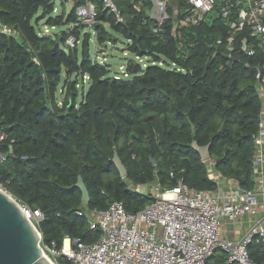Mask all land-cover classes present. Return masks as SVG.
Returning <instances> with one entry per match:
<instances>
[{"label": "trees", "instance_id": "obj_1", "mask_svg": "<svg viewBox=\"0 0 264 264\" xmlns=\"http://www.w3.org/2000/svg\"><path fill=\"white\" fill-rule=\"evenodd\" d=\"M68 1L73 4L68 14L63 9L52 15L55 3ZM86 1L0 0V22L20 38L0 32V187L31 214L40 211L34 224L42 243L55 241L59 248L65 236L96 240L98 231L77 211L104 209L114 201L130 213L142 209L150 198L130 184L170 185L183 178L193 189L215 190L211 165L222 178L253 189L255 137L264 114L254 66L262 52L239 54L233 62L220 19L174 34L167 22L159 35L147 19V0H116L124 22L116 23L98 4L97 43L115 41L113 31L148 63L128 60V76L115 78L108 65L90 59L85 39L79 50L62 46L68 37L79 39L83 27L75 10ZM39 10L48 25L73 27L53 37L38 35ZM78 73L89 78L79 100L71 79ZM193 141L211 143L207 160L193 150ZM114 151L126 168L124 177L112 162ZM79 175L88 203L74 187ZM248 252L264 264V243L251 242ZM206 264L237 263L227 262L217 248Z\"/></svg>", "mask_w": 264, "mask_h": 264}, {"label": "built area", "instance_id": "obj_2", "mask_svg": "<svg viewBox=\"0 0 264 264\" xmlns=\"http://www.w3.org/2000/svg\"><path fill=\"white\" fill-rule=\"evenodd\" d=\"M147 1L146 16L156 34L165 33L167 22L174 34L181 28L220 19L227 29L226 50L231 60L239 54L253 57L260 50L262 62L254 67L264 101V0ZM98 4L116 23L124 22L116 0H87L75 10L78 24L82 27L93 24ZM0 32L17 34L2 22ZM76 42L75 38L68 37L64 44L66 48H73ZM255 143L258 147L255 163L264 162V114ZM2 159L0 153V162ZM169 175L175 177L173 172ZM175 180L170 185L159 181L138 185L136 190L148 195L150 202L134 213L127 212L121 201H114L104 209L78 210L77 215H85L89 229L98 231V238L83 242L65 236L58 248L55 241L42 243L39 233L43 255L51 264H62L59 259H65L68 264H206L218 248L229 263L258 264L249 255L248 245L253 241L264 243V202L260 209L259 193L238 185L197 190L189 187L183 178ZM26 213L31 220L41 219L40 211L31 214L27 209ZM244 216L252 217L253 222L240 237L221 235L223 219L233 221Z\"/></svg>", "mask_w": 264, "mask_h": 264}, {"label": "water", "instance_id": "obj_3", "mask_svg": "<svg viewBox=\"0 0 264 264\" xmlns=\"http://www.w3.org/2000/svg\"><path fill=\"white\" fill-rule=\"evenodd\" d=\"M84 27H88L87 24ZM59 39L56 40V44ZM239 55L232 58L238 61ZM202 161L209 158L211 143L199 146L196 141L191 144ZM112 162L121 177L126 175V168L116 151ZM153 162V161H152ZM74 187L81 192V201L89 202V193L79 175ZM26 208L19 204L6 190L0 187V264H51L39 247V231L31 218L27 216Z\"/></svg>", "mask_w": 264, "mask_h": 264}, {"label": "rangeland", "instance_id": "obj_4", "mask_svg": "<svg viewBox=\"0 0 264 264\" xmlns=\"http://www.w3.org/2000/svg\"><path fill=\"white\" fill-rule=\"evenodd\" d=\"M72 6L73 4L70 1L66 2L64 6H60L57 2L55 3V7L52 12V15L55 16V15L61 14L63 9H64V14H68ZM37 14L39 18L35 26H36L37 32H41V34L50 35L53 37L54 35L59 34L63 30L68 31V26H69V29L73 27V24H70L67 26V25H64L65 23H63V25L61 26L48 25L46 23V18H41L40 10ZM104 26L107 30H109L108 24H104ZM111 32L113 36L116 38L115 41L107 42L106 45L98 44L97 38H96V32L94 31L93 24H91L88 27L83 26V29L81 28L79 30V39L76 42V47L79 50L83 40L85 39L88 45L89 56L92 61H97L100 64H106L108 65V68L110 69L111 74H113L114 76H120V77L126 78L128 75H125V72H126L125 68H126V64L128 60H134L140 65L145 66V64L148 63V59H146L145 57L138 58L132 53H130L128 51L126 40L123 39L121 35L114 33L113 31ZM15 37L20 40V38L18 37V34H16ZM62 46L65 47V44H63ZM71 79H76L77 81L76 88L78 90V94H79L78 100H79L81 99V92L84 93L88 87L89 78L85 77V75H82L81 73H78L77 75H73ZM60 91L61 90L59 89L57 92V96H58L57 99L59 101L62 97V94L60 93ZM208 168H209L208 169L209 175L213 179H216L218 181L219 179L216 176L217 174H215V170H213L211 166H208ZM129 186L133 189L138 188L137 186H134L132 184H130ZM34 219L35 218H32L33 223H35Z\"/></svg>", "mask_w": 264, "mask_h": 264}, {"label": "crops", "instance_id": "obj_5", "mask_svg": "<svg viewBox=\"0 0 264 264\" xmlns=\"http://www.w3.org/2000/svg\"><path fill=\"white\" fill-rule=\"evenodd\" d=\"M215 174H217L216 176L219 179L217 181L219 187L227 188V187L236 186L235 182H228L229 181L228 179L222 178L219 175V173H217L216 171ZM254 176H255V185L253 189H255L260 195V202H261L260 209H262V204L264 202V162L260 161L258 163H255ZM252 222H253V218L249 216L240 217L233 221L223 219L220 228L221 235L226 238L240 237L248 229V227L251 225Z\"/></svg>", "mask_w": 264, "mask_h": 264}]
</instances>
